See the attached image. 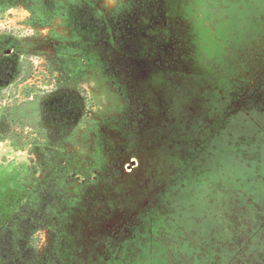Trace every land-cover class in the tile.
Segmentation results:
<instances>
[{"label":"rangeland","instance_id":"374dc122","mask_svg":"<svg viewBox=\"0 0 264 264\" xmlns=\"http://www.w3.org/2000/svg\"><path fill=\"white\" fill-rule=\"evenodd\" d=\"M103 3L111 10L116 0ZM162 9L147 44L66 41L72 59L93 67L80 80L82 105H67L91 122L76 151L95 191L70 215L65 259L264 264V0H168ZM27 15L18 6L0 16L1 35L53 51L51 29L27 28ZM167 23L181 27L178 39ZM27 162L0 141V176Z\"/></svg>","mask_w":264,"mask_h":264},{"label":"trees","instance_id":"16d2710c","mask_svg":"<svg viewBox=\"0 0 264 264\" xmlns=\"http://www.w3.org/2000/svg\"><path fill=\"white\" fill-rule=\"evenodd\" d=\"M166 1L116 0L109 10L104 0H0V16L21 6L28 12L23 24L51 29L53 40V51L33 50L7 40L0 29V141L28 154L24 167L0 176V264H92L65 259L70 215L78 211L83 191H95L76 151L89 116L67 105H82L88 89L80 80L93 67L72 59L75 49L66 41L89 35L110 45L147 44L148 28L160 22L156 15ZM131 15L139 19L132 23ZM58 18L63 21L56 25ZM170 27L168 35L178 39L181 27ZM115 74L122 82L130 78Z\"/></svg>","mask_w":264,"mask_h":264},{"label":"water","instance_id":"95a60500","mask_svg":"<svg viewBox=\"0 0 264 264\" xmlns=\"http://www.w3.org/2000/svg\"><path fill=\"white\" fill-rule=\"evenodd\" d=\"M8 51H10V50H8Z\"/></svg>","mask_w":264,"mask_h":264}]
</instances>
